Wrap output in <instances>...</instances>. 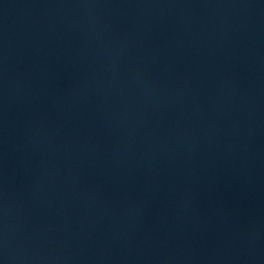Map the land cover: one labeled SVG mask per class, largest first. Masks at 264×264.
Wrapping results in <instances>:
<instances>
[{"label": "water", "instance_id": "water-1", "mask_svg": "<svg viewBox=\"0 0 264 264\" xmlns=\"http://www.w3.org/2000/svg\"><path fill=\"white\" fill-rule=\"evenodd\" d=\"M0 264H264V0H0Z\"/></svg>", "mask_w": 264, "mask_h": 264}]
</instances>
